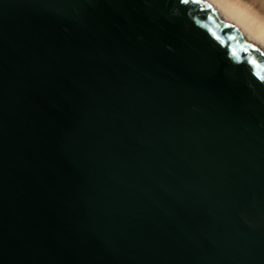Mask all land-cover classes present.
I'll use <instances>...</instances> for the list:
<instances>
[{
    "label": "water",
    "instance_id": "95a60500",
    "mask_svg": "<svg viewBox=\"0 0 264 264\" xmlns=\"http://www.w3.org/2000/svg\"><path fill=\"white\" fill-rule=\"evenodd\" d=\"M0 264H264V53L202 0H0Z\"/></svg>",
    "mask_w": 264,
    "mask_h": 264
},
{
    "label": "bare ground",
    "instance_id": "6f19581e",
    "mask_svg": "<svg viewBox=\"0 0 264 264\" xmlns=\"http://www.w3.org/2000/svg\"><path fill=\"white\" fill-rule=\"evenodd\" d=\"M264 53V0H202Z\"/></svg>",
    "mask_w": 264,
    "mask_h": 264
},
{
    "label": "snow or ice",
    "instance_id": "6c2138e0",
    "mask_svg": "<svg viewBox=\"0 0 264 264\" xmlns=\"http://www.w3.org/2000/svg\"><path fill=\"white\" fill-rule=\"evenodd\" d=\"M181 2L182 3H184V4H188V3H200L201 2V0H181ZM250 63H255V61L253 60V61H250Z\"/></svg>",
    "mask_w": 264,
    "mask_h": 264
}]
</instances>
